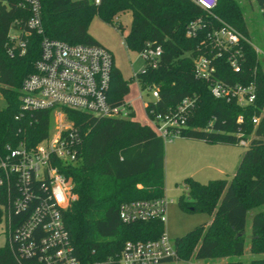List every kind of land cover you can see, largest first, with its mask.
<instances>
[{
    "label": "trees",
    "instance_id": "16d2710c",
    "mask_svg": "<svg viewBox=\"0 0 264 264\" xmlns=\"http://www.w3.org/2000/svg\"><path fill=\"white\" fill-rule=\"evenodd\" d=\"M43 36L68 45H99L88 33L94 16L114 26L125 13L131 16L130 28L123 37L125 48L140 53L149 44L162 49L156 69H146L125 81L113 66L108 99L120 103L129 93V83L140 90L156 88L159 105L174 106L184 97L195 96L197 107L188 120L182 138L210 145L236 146L238 129L249 141L233 175L206 184L188 177L182 181L186 196L178 206L186 212L212 216L209 224L194 228L176 238V259L166 264H244L239 260L247 245L248 213L264 205V72L255 53L244 15L235 0H217L213 16L188 0H40ZM264 19V0H255ZM24 12L13 0H0V95L5 107L0 110V157L6 146L31 147L45 139L51 129L53 112L22 111L21 85L34 72L40 54L41 36L27 37L26 53L10 57L6 50L8 33ZM200 20L205 30L221 20L236 30L242 40L241 72L234 73L224 58L218 59L217 77L230 84L254 82V105L239 108L214 99L208 84L193 75L192 58L199 53L204 31L187 37L189 24ZM118 30L121 25L118 23ZM81 135L77 163L66 171L73 182L76 200L64 214V224L79 264H118L126 241L158 239L164 222L146 221L124 224L119 220L121 204L136 200L164 198L165 142L152 129L134 120L94 118L64 109ZM241 116L243 122L238 124ZM257 117L258 123L252 119ZM210 131H206L209 123ZM1 222V212H0ZM249 252L264 255V211L251 219ZM0 264H29L17 258L6 245L0 247ZM248 264H264L253 258Z\"/></svg>",
    "mask_w": 264,
    "mask_h": 264
},
{
    "label": "built area",
    "instance_id": "2783aa9c",
    "mask_svg": "<svg viewBox=\"0 0 264 264\" xmlns=\"http://www.w3.org/2000/svg\"><path fill=\"white\" fill-rule=\"evenodd\" d=\"M24 19L15 20L8 33L7 54L10 57L26 53L27 37L40 35V54L34 72L22 82V111L52 110L54 126L48 136L28 147L6 146L0 157V212L6 242L11 252L29 264H79L64 224V214L76 200L73 182L65 173L77 163L81 135L64 109L74 110L94 118L134 120L132 103H112L108 99L114 60L100 45H68L43 36L40 0H13ZM204 13L213 16L217 0H188ZM99 0H95L98 4ZM210 23L205 30L201 21L189 24L187 37L204 31L199 53L192 58L193 75L208 84L214 99L232 103L239 108L254 105L257 97L254 82L230 84L217 77L216 62L224 58L234 73L241 72L243 60L242 36L221 20ZM256 54L261 51L254 45ZM146 69H156L162 57L159 46L146 44L138 53ZM139 74V73H138ZM137 75V74H136ZM134 75L133 77H136ZM138 85V84H137ZM139 88V87H138ZM145 93L143 100L141 93ZM138 100L145 123L165 143L182 138V133L197 107V98L184 97L174 106L159 105L156 88L139 89ZM258 118L252 119L253 124ZM135 121V120H134ZM238 124L243 122L241 116ZM209 123L206 131H210ZM238 145L247 147L238 129ZM168 202L165 198L136 200L120 205L119 220L124 224L162 221ZM176 259L174 243L165 233L158 239L126 241L118 256V264H166ZM194 264V263H187Z\"/></svg>",
    "mask_w": 264,
    "mask_h": 264
},
{
    "label": "rangeland",
    "instance_id": "374dc122",
    "mask_svg": "<svg viewBox=\"0 0 264 264\" xmlns=\"http://www.w3.org/2000/svg\"><path fill=\"white\" fill-rule=\"evenodd\" d=\"M236 4L240 7L244 18L247 23L248 32L252 44L261 51L258 55L261 67L264 72V19L259 8L256 5L255 0H235ZM131 16L129 13L120 15L114 26L107 25L99 20L97 16H94L91 20L88 33L100 46L106 48L112 55L114 60V67L119 71L121 77L125 81L130 79L143 71V62L141 61L139 54L127 50L123 44V37L128 33L130 28ZM121 25V30H118L117 24ZM139 88L136 82L129 83V93L124 97L125 102L132 103V108L135 112L134 120L144 124L145 115L141 102L138 100ZM143 100L147 97L145 93H141ZM5 107V101L0 95V110ZM54 126V120L52 119L51 129ZM186 140L175 139L172 143H165L164 149V198L168 202L166 214L164 217V233L171 242H174L176 238L182 237L194 228L209 224L212 220V216L202 212H186L179 208L178 199L181 196H186V189L182 184L187 175L189 165L184 159L185 153H192V148H185L180 146ZM246 147L240 145L231 146L226 149L231 157H234L238 166V156L243 154ZM187 153V154H188ZM181 154V155H180ZM189 155V154H188ZM234 166V165H233ZM236 169V167H233ZM235 169L225 174L212 173L208 179H203L202 184H206L211 180L225 179L234 173ZM260 211H264V205L259 206L248 213L246 223V238L247 245L245 253L239 258L244 264H248L251 259L263 258L264 255L254 256L249 252L248 239L251 233V219L252 216ZM8 247L6 238L4 235L3 227L0 224V247ZM195 264H207L204 261H197Z\"/></svg>",
    "mask_w": 264,
    "mask_h": 264
},
{
    "label": "crops",
    "instance_id": "0c3cea01",
    "mask_svg": "<svg viewBox=\"0 0 264 264\" xmlns=\"http://www.w3.org/2000/svg\"><path fill=\"white\" fill-rule=\"evenodd\" d=\"M180 140L186 141L179 145V147L182 146L184 149L189 147L192 148V153L187 152L189 155L183 152L184 159L189 165L187 175L199 183H201L203 179H208L212 173L225 174L230 171V169H235L233 167L237 168V166H235L237 165L235 164L236 160L226 151V149L231 146L210 145L201 141L184 138H180ZM241 155L237 158L238 163Z\"/></svg>",
    "mask_w": 264,
    "mask_h": 264
}]
</instances>
